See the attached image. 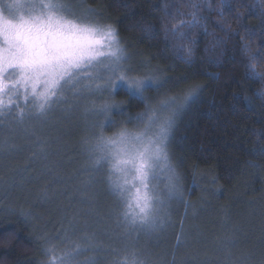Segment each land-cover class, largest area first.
Here are the masks:
<instances>
[{
    "label": "trees",
    "instance_id": "16d2710c",
    "mask_svg": "<svg viewBox=\"0 0 264 264\" xmlns=\"http://www.w3.org/2000/svg\"><path fill=\"white\" fill-rule=\"evenodd\" d=\"M80 1L115 27L125 50L133 55L132 64L149 71L142 75L151 73L164 82L159 94L148 93L151 103L203 85L173 129L169 151L181 178L182 199L169 238L159 239L157 253L165 264H224L225 257L228 264L244 257L252 260L241 256L243 249L235 244L227 252L218 251L216 241L228 237L242 241L244 224L264 219V80L250 78L249 61L242 55L247 43L262 57L258 69L264 68V10L259 0H195L204 7L200 24L190 31L195 39L190 55L165 26L191 19L186 14L193 0ZM109 100L123 102L111 110L118 123L105 129L109 135L119 130L120 122L144 110V103L123 90ZM2 119L0 264H41L46 259L41 237H55L70 222L78 230L96 221L85 217L88 205L82 202L81 190L89 176L80 145L87 128L70 118L58 122L52 117L45 123L34 119L22 126L11 117ZM33 128L35 136L30 134ZM94 184L95 194H101L96 207L106 209L112 198L103 184ZM188 223L194 226L190 233L184 228ZM178 236L183 241L179 246ZM153 251L151 244V256Z\"/></svg>",
    "mask_w": 264,
    "mask_h": 264
},
{
    "label": "snow or ice",
    "instance_id": "6c2138e0",
    "mask_svg": "<svg viewBox=\"0 0 264 264\" xmlns=\"http://www.w3.org/2000/svg\"><path fill=\"white\" fill-rule=\"evenodd\" d=\"M259 4L264 10V0ZM203 7L193 0L186 14L191 19H182L171 28L165 26L173 41L189 55L191 43H195L190 31L200 24ZM223 10L222 5L221 15ZM186 40L187 45L183 43ZM242 55L249 61L246 67L250 78L264 80V68L257 67L262 57L254 54L247 43ZM127 60L112 25L76 16L66 0H0V124L4 123L2 118L11 117L12 122L22 126L46 117L57 104L71 109L82 98L104 93L114 96L120 90L144 103L142 112L120 122L119 130L110 135L105 129L118 123L111 117V110L119 109L123 102L92 101L83 108L86 115L94 117L87 122L80 145L87 157L85 171L89 176L81 190L82 202L88 205L85 217H92L98 224L114 223L115 229L105 227L103 232L117 234L120 239L133 233L138 238L142 232L159 231L168 218L169 202L182 199L181 178L169 146L178 113L203 88L192 85L180 100L169 95L153 104L148 93L159 94L164 82L151 73L134 74ZM22 93L23 108L17 102ZM29 100L32 108L28 107ZM128 123L134 127L128 128ZM23 130L29 133L28 128ZM30 134L36 135L35 128ZM97 173L101 174L99 183L113 198L111 206L102 212L96 208L92 191ZM75 235V223L70 222L69 228L55 237H41L46 257L41 264H97L96 253L104 251L114 253L110 264H149L134 244H126L122 251L106 249L96 231L85 228L73 239ZM182 242L178 236V246ZM216 242L217 250L225 252L235 243L231 237L217 238ZM224 264H228L227 257Z\"/></svg>",
    "mask_w": 264,
    "mask_h": 264
},
{
    "label": "rangeland",
    "instance_id": "374dc122",
    "mask_svg": "<svg viewBox=\"0 0 264 264\" xmlns=\"http://www.w3.org/2000/svg\"><path fill=\"white\" fill-rule=\"evenodd\" d=\"M66 2L71 6L72 12L76 16H81V17L86 16L87 18L94 20L95 22H98L100 24H106V23L102 22L100 17L97 15L98 14L97 12L89 13L87 11L89 8L85 7L81 3L80 0H66ZM108 25H111V24H108ZM125 52L128 56L127 66L130 69H132L134 74L138 73V74L142 75V73L149 72L145 69H140L136 64H132L131 60H132L133 55L130 54L126 50H125ZM174 95L178 98V100L182 99L184 96L182 94L181 95L180 94H174ZM68 96H69V99L71 101V93H68ZM22 97H23V93L21 94V99L17 102L18 103L22 102L24 104ZM110 98H111V96L108 93H104L103 95L96 94L93 96H88L86 98H82L80 103L78 105L72 107L71 109H68L67 105H65V104H57L52 108V110L47 114L46 117L41 118L38 122L45 123L47 121H50L52 119V117L58 118V122L70 118L71 120H76L78 123L83 122L84 127L87 128V122L92 120L94 117L91 114L86 115L84 113V111H83L84 106L86 104H89L92 101H95L97 104H99V103H102L104 100H109ZM109 102H111V101L109 100ZM28 107L29 108L33 107V102L31 100H29V102H28ZM184 107H183V109H184ZM182 110L178 113L177 117H179ZM177 117H176V119H177ZM101 118L102 117H95V119H101ZM29 122H31V121H29ZM26 123L28 124V121ZM97 176H98V178H97L96 184L101 185V183H99V176L100 175H97ZM93 187L95 189V184H93ZM94 189H93L94 192L98 191V190H96V189L94 190ZM181 192H182V189H181ZM98 194L101 195L100 192ZM99 195H96V196H99ZM109 197H111V196H109ZM179 201H180V199H176V200H172L169 202L168 218L166 220L165 225L157 232H154V233H143L142 232L139 234L138 238H137L136 234L133 233L131 237L120 239V238H118L117 234L104 233L103 232V229L105 227H111V228L115 229L114 223H113V225H111V223L105 225L103 223L98 224L96 221H94L91 225L84 226V227L76 230V235L73 236L72 238L75 239L77 236H79L81 234V232L85 228H87V230H89V231H96L97 232L98 239L103 242V246L106 249L114 248V249H118V250L122 251L126 244H134L139 249V251L142 253V255L145 258H147L149 264H165L163 262V257L159 256V253H157L158 247L161 244L159 239L161 237H163V239L169 238V235H170L169 232L173 228V223H174L173 214H174L175 208H176ZM109 206H111V204L106 206V208ZM96 208L98 211H101V212L105 210V208H101V207H96ZM245 209H246L245 212H248L247 207ZM261 221L259 223L254 224V225L253 224L250 225V224L245 223L244 224V234H245L244 239L242 241L237 240L234 243L235 245H238L239 247H241V250L243 249L242 252L240 253L241 256L242 255L250 256L252 258V260L249 261V258H247L245 260L244 259L245 257H244L242 261H241V259L235 260L234 264H260V261L264 260V219L262 222ZM193 227L194 226H192L191 223H188V225H186L184 228H185V230L187 229V232L190 233L192 231L191 229ZM221 230H222V226L218 228L219 232ZM119 231L120 230H117V232H119ZM183 240L184 241L186 240L185 235H184ZM151 244L153 245V249L155 251V252L153 251L152 256L150 255V245ZM113 255H114V253H112L111 251H104V252L96 253L97 264H110V261H111ZM231 264H233V263H231Z\"/></svg>",
    "mask_w": 264,
    "mask_h": 264
}]
</instances>
